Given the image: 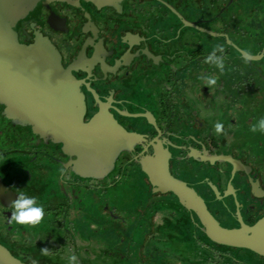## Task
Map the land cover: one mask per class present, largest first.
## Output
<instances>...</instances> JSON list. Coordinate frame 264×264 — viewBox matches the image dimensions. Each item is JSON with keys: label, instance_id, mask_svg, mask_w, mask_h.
<instances>
[{"label": "flooded vegetation", "instance_id": "af4514ba", "mask_svg": "<svg viewBox=\"0 0 264 264\" xmlns=\"http://www.w3.org/2000/svg\"><path fill=\"white\" fill-rule=\"evenodd\" d=\"M14 33L20 43L47 39L80 82L82 120L94 127L102 166L97 178L74 174L60 145L34 133L16 101L2 93L0 244L14 258L264 264L261 253L211 242L173 194L147 197L140 167L146 170L159 143L170 175L198 193L220 226L264 216V133L250 131L264 118V0H38ZM217 44L228 57L239 55L236 48L249 56L216 72L223 87L214 96L199 77L216 71L205 59ZM217 122L222 134L214 131ZM19 192L43 206L40 224H9ZM142 199L138 221L114 216Z\"/></svg>", "mask_w": 264, "mask_h": 264}, {"label": "water", "instance_id": "95a60500", "mask_svg": "<svg viewBox=\"0 0 264 264\" xmlns=\"http://www.w3.org/2000/svg\"><path fill=\"white\" fill-rule=\"evenodd\" d=\"M37 1L0 0V96L5 91L9 99L16 101L18 112L23 119L32 124L34 133L39 137L52 138L60 145L61 151L69 158L66 163L74 174L97 178L100 176L98 171L102 169L101 162H98L96 157L98 146L94 127L82 120L84 99L80 82L60 64L56 48L44 37L35 35L28 43H20L15 39L14 26L17 20L30 15ZM220 11L221 9L218 10V14ZM218 20L223 23L226 21L221 16ZM206 34L216 39L220 36L226 38L223 34L217 35L213 32ZM200 40L205 42L203 38ZM236 51L239 53L238 56L228 57L219 51L215 55L218 57L223 55L224 63L230 62L233 65H236L235 61L230 59L249 56L239 48H236ZM218 71L219 68L216 71L212 69L211 73L219 78ZM222 87V84L217 82L212 86L211 94L217 96ZM167 154V150L156 143L152 146V155L146 159V170L139 162L149 188L147 197L171 193L179 204L197 216L200 231L211 242L244 247L264 255V216L252 224L239 221L240 227L220 226L206 209L198 193L184 181L170 175ZM71 157L74 159H70ZM141 202V205L134 204L119 209L122 214L114 216L124 221H138L142 213L140 208L144 207L143 199ZM0 264L24 263L14 258L7 248L0 244Z\"/></svg>", "mask_w": 264, "mask_h": 264}, {"label": "clouds", "instance_id": "9594fccd", "mask_svg": "<svg viewBox=\"0 0 264 264\" xmlns=\"http://www.w3.org/2000/svg\"><path fill=\"white\" fill-rule=\"evenodd\" d=\"M217 51L224 53L225 49L223 45H215L211 54L206 57L205 63L215 65L219 68L220 72L223 73L225 57L223 55L219 57L216 56L215 53ZM199 79L203 80L208 86H215L217 84V78L214 76L209 77L201 75ZM213 127L216 134H222L224 131L223 125L220 122L215 123ZM250 131H260L264 133V118H261L258 121V126L257 123L253 124ZM10 207L12 210L11 216L8 220L9 224L15 223L20 225L36 226L40 224L44 218L43 206L37 204L35 197H29L24 192L18 193L17 198L11 202ZM40 251L42 255H49L47 247L40 249ZM32 264H37V262L32 260ZM68 264H78L75 254L68 256Z\"/></svg>", "mask_w": 264, "mask_h": 264}, {"label": "rangeland", "instance_id": "374dc122", "mask_svg": "<svg viewBox=\"0 0 264 264\" xmlns=\"http://www.w3.org/2000/svg\"><path fill=\"white\" fill-rule=\"evenodd\" d=\"M234 72L231 73V75L233 74Z\"/></svg>", "mask_w": 264, "mask_h": 264}]
</instances>
